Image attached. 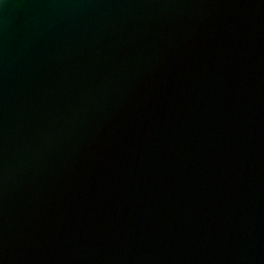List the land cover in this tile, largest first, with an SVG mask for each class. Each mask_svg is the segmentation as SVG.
Masks as SVG:
<instances>
[{"label":"water","instance_id":"1","mask_svg":"<svg viewBox=\"0 0 264 264\" xmlns=\"http://www.w3.org/2000/svg\"><path fill=\"white\" fill-rule=\"evenodd\" d=\"M0 264H264V0H0Z\"/></svg>","mask_w":264,"mask_h":264}]
</instances>
